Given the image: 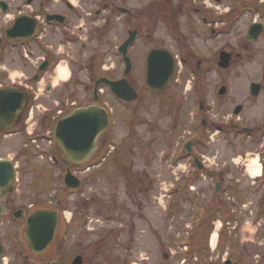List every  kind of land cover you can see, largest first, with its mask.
I'll return each instance as SVG.
<instances>
[{
	"label": "flooded vegetation",
	"instance_id": "obj_1",
	"mask_svg": "<svg viewBox=\"0 0 264 264\" xmlns=\"http://www.w3.org/2000/svg\"><path fill=\"white\" fill-rule=\"evenodd\" d=\"M229 15L224 0H0V264H72L79 256L82 264L131 263L128 257L114 258L108 248L104 250L102 244L106 239L87 249L80 242V238L95 230L87 225L98 201L94 195L82 198L85 177L95 178L108 164L122 166L109 150L114 143L115 112L111 99L124 106L135 102L121 101L107 81L126 78L140 95L136 101L145 105L147 97L140 94L134 72L139 67V81L147 83L149 56L159 50L156 62L174 66L171 82L162 92L153 91L147 84L146 87L154 96L168 99L165 92L182 77L186 78V70L197 73L203 67L220 68L225 51L233 54L231 63L240 58V53L225 45ZM235 18L240 21L239 15ZM131 34L135 35L128 51L132 70L125 74L124 45ZM138 43L144 45L141 53L135 51ZM90 107L105 117L106 126L96 137L95 149L79 162L66 154V142L85 147L91 143L88 139L76 140L73 131L66 133L67 125L76 112ZM234 122L226 123L225 127L216 125L210 117L204 119L202 130L195 131L196 135L190 131L186 142L179 143L173 156L177 158L175 164L186 159L194 177L216 176L223 180L224 174L215 172L210 158L197 155L199 146H208L214 132L226 137L242 131L264 138V126L247 131V126L239 128ZM129 150L133 153V148ZM123 166L127 179L125 192L133 196L138 183H130L127 172L133 163ZM67 174L77 177L81 186L69 188ZM148 177L146 192L151 194L157 189L152 187L154 180L150 173ZM218 182L221 188L214 192L212 202L202 208L198 206L200 227L205 221H214L206 213L208 209L216 206L224 210L226 206L220 198L223 182L218 180L215 186ZM190 183L174 187L172 198L176 192L184 191L187 201L197 206L200 195H188ZM167 191L170 189L166 188ZM38 211L56 212L58 219L52 241L41 252L33 250L26 238L30 232L40 240L49 231L34 228L32 218ZM221 215H225L224 211ZM84 225L86 229L81 232ZM124 230L112 229L115 234L112 239L118 241ZM72 238L78 250L69 252L67 258ZM88 249L93 251L90 253ZM185 249L182 264H217L209 257L206 245L196 239ZM225 255L219 264L260 263L243 262L232 251ZM163 257L169 260L171 253L165 251Z\"/></svg>",
	"mask_w": 264,
	"mask_h": 264
},
{
	"label": "rangeland",
	"instance_id": "obj_2",
	"mask_svg": "<svg viewBox=\"0 0 264 264\" xmlns=\"http://www.w3.org/2000/svg\"><path fill=\"white\" fill-rule=\"evenodd\" d=\"M224 8L226 15L230 13L226 16L225 45L241 54L229 69L203 67L197 73L188 69L186 78L182 77L165 92L168 97L165 99L164 96H154L145 81H139L138 67L134 75L138 76L137 87L143 98L147 97V103L143 105L135 101L124 106L111 99L115 112L113 138L117 148L113 153L114 160H119L122 166L124 163V168L125 164L133 163L127 172L130 183H138V187L133 196L127 195V179L118 164H108L93 179L85 177L86 183L81 187L82 198L94 195L98 201L97 210L87 225V228L90 226L95 230L80 238L84 249L96 242L99 245L106 239L103 249L108 248L114 258L128 257L130 264H182L186 256L185 247L196 239L206 245L214 263H222L225 254L232 251L243 262L260 261L258 264H264V176L253 179L249 171L252 160L264 162V138L248 136L242 131L238 135L232 132L226 137L223 133L214 132L211 142L206 144L208 146H199L197 155L210 158L215 172L224 174L223 180L216 176L214 179L201 175L194 177L186 159L175 164L177 158L173 157L179 143L186 142L190 131L196 135L195 131L202 130L203 120L209 117L216 125L225 127L226 123L234 121L239 128L264 126V32L257 42L246 40L249 25L255 21L264 22V0H224ZM236 15L240 16L239 22ZM143 50L144 45L138 43L135 51ZM253 82L263 85L259 97L250 94ZM223 84L228 86L224 98L218 94ZM201 102L206 106L203 111L200 110ZM239 104L244 109L235 117L233 111ZM129 147L133 148V153ZM147 172L153 177L152 187L157 189L154 193L150 191L151 194L146 192L147 184H150ZM218 180L223 182L220 198L230 216L226 217V228L213 247L214 222L205 221L199 229L197 208L212 202ZM189 182L195 190H189L188 195L198 194L200 201L196 206L187 201V196L183 204L176 205L179 195L172 198L174 187ZM166 188L170 191L166 192ZM211 209L210 220L214 214L224 220L220 210ZM85 229V225L82 226L81 232ZM112 229H125L118 235V241L112 239L115 237ZM74 239L67 248V258L69 252L78 250ZM238 242L241 243L239 246ZM88 251L91 253L93 250ZM165 251L171 253L169 260L163 257Z\"/></svg>",
	"mask_w": 264,
	"mask_h": 264
},
{
	"label": "water",
	"instance_id": "obj_3",
	"mask_svg": "<svg viewBox=\"0 0 264 264\" xmlns=\"http://www.w3.org/2000/svg\"><path fill=\"white\" fill-rule=\"evenodd\" d=\"M264 31V24L263 23H254L247 34V40L251 42H255L259 39L260 35ZM135 41V35L131 34L130 38L125 42L124 49H125V57L127 60V68L125 73L128 74L131 71V61L127 57L128 49L129 47L134 43ZM161 51L154 50L151 52L149 56V62H148V84L154 88L155 90H162L164 89L173 74L174 66L172 63H170L169 66L160 65V63L156 62L159 58V53ZM221 62L220 66L224 68H228L231 64L232 60V54L229 52H223L221 55ZM107 84L111 87L114 94L123 101H131L135 100L138 97V94L134 88H132L127 80H121V81H107ZM262 90V85L258 82H253L250 87V92L252 95L258 96ZM227 91V87L224 86L220 90V94L224 95ZM243 109L242 105H239L236 107L234 114L238 115ZM105 117L98 111L93 109V107H90L85 110H81L79 112H76L71 117V124L67 125V132L70 133L73 131V135H76V140H89V143L91 145L85 147V146H73L72 141H67L65 145L66 154L74 158L77 161H83L87 156L88 153L91 154L92 151L95 149V141L96 137L102 130L105 128L106 122L104 121ZM103 120V123H102ZM91 133V135H89ZM66 185L69 188L76 189L80 187L81 182L77 177L72 176L71 174H67L66 176ZM32 220H35V227L38 229H49V236H47V233H44L40 236V240L35 238V235L29 233H26V238L30 244V246L33 248V250L41 252L44 251L50 242L52 241L54 232L57 227V214L53 211H38L35 213L34 218ZM40 221V222H38ZM44 237V238H43ZM2 252V246H0V255ZM82 257L79 256L75 258L72 264H82Z\"/></svg>",
	"mask_w": 264,
	"mask_h": 264
},
{
	"label": "bare ground",
	"instance_id": "obj_4",
	"mask_svg": "<svg viewBox=\"0 0 264 264\" xmlns=\"http://www.w3.org/2000/svg\"><path fill=\"white\" fill-rule=\"evenodd\" d=\"M249 171L252 176H256L261 173L262 165L257 162V159H254L251 161ZM216 241H217V234L215 233L213 236V241H212L213 247H215Z\"/></svg>",
	"mask_w": 264,
	"mask_h": 264
},
{
	"label": "trees",
	"instance_id": "obj_5",
	"mask_svg": "<svg viewBox=\"0 0 264 264\" xmlns=\"http://www.w3.org/2000/svg\"><path fill=\"white\" fill-rule=\"evenodd\" d=\"M216 218V217H215Z\"/></svg>",
	"mask_w": 264,
	"mask_h": 264
}]
</instances>
